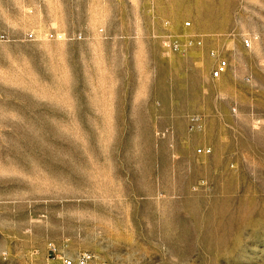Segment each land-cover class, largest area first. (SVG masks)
I'll use <instances>...</instances> for the list:
<instances>
[{"label": "rangeland", "instance_id": "374dc122", "mask_svg": "<svg viewBox=\"0 0 264 264\" xmlns=\"http://www.w3.org/2000/svg\"><path fill=\"white\" fill-rule=\"evenodd\" d=\"M50 242L264 264V0H0V264Z\"/></svg>", "mask_w": 264, "mask_h": 264}, {"label": "built area", "instance_id": "2783aa9c", "mask_svg": "<svg viewBox=\"0 0 264 264\" xmlns=\"http://www.w3.org/2000/svg\"><path fill=\"white\" fill-rule=\"evenodd\" d=\"M248 43V41H246ZM227 61L219 59L212 70L213 76L218 77L225 71ZM199 151H205L208 149L198 148ZM47 260L45 264H107L106 261L97 259V257L89 250L79 251L75 254H69L57 251L55 244L50 242Z\"/></svg>", "mask_w": 264, "mask_h": 264}]
</instances>
